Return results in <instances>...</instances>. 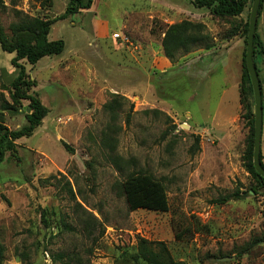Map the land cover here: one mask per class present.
I'll return each instance as SVG.
<instances>
[{
    "label": "rangeland",
    "instance_id": "1",
    "mask_svg": "<svg viewBox=\"0 0 264 264\" xmlns=\"http://www.w3.org/2000/svg\"><path fill=\"white\" fill-rule=\"evenodd\" d=\"M68 2L0 0V26L9 33L17 16L53 19ZM178 6L93 0L90 10L52 24L48 40L64 41L60 55L23 61L47 114L0 163L2 264H141L132 258L140 238L164 243L180 264H262L264 243L250 245L264 236V184L243 163L253 114V99L240 92L245 45L226 30L251 5L241 21L211 22L203 11L202 35L215 49L196 46L171 62L161 41ZM261 15L263 37L264 4ZM13 57L0 49L5 98ZM254 60L264 106L258 51ZM27 111L26 101L15 114L0 111V123L18 129ZM129 173L161 182L168 211L129 210L121 190ZM236 189L238 199L216 203Z\"/></svg>",
    "mask_w": 264,
    "mask_h": 264
},
{
    "label": "trees",
    "instance_id": "2",
    "mask_svg": "<svg viewBox=\"0 0 264 264\" xmlns=\"http://www.w3.org/2000/svg\"><path fill=\"white\" fill-rule=\"evenodd\" d=\"M51 6L52 0H46ZM252 0H191V4L197 9H208L215 22H226L229 19H237L241 21L245 10L251 5ZM264 0H261L257 23L260 18ZM93 0H69L64 12L53 19L40 17H29L23 15L11 24L9 33L0 26V49L8 54H14L11 65L16 69V75L13 77L9 85L6 87L8 98L0 95V111L2 113H17L22 107V102H27L28 111L25 114V124L18 129L10 130L0 123V163L3 161L7 152H15V142L21 138H28L34 130L41 125L42 119L47 114V109L41 104L40 100L31 92L34 81L27 74L23 61L30 65H35L40 59L48 56L60 55L65 47L63 40H48V34L52 24L65 19L68 16L75 15L80 11H87L92 8ZM19 14V11H15ZM21 15V14H19ZM248 19L242 24H236L227 27L228 38L239 36L246 45ZM256 23V26H257ZM205 25L201 22H192L188 20H180L173 24L167 25L163 31L161 41L164 57L173 62L180 53H189L196 46L204 45V49L210 50L215 46L206 43L207 36L202 35ZM226 36V37H227ZM227 39V38H226ZM116 41H120L117 39ZM253 62L255 64V54L258 51L264 60V44L260 36L255 30L253 41ZM245 48L241 62L242 73L240 82L241 95L253 99L250 79L245 66ZM0 120H2L0 118ZM2 122V121H1ZM247 124L249 126V135L247 138L246 150L244 153V168L251 178L258 184L263 185L264 179L255 171L253 166V139H254V116L251 112L247 115ZM198 142V140H196ZM70 150L66 145H64ZM259 160L264 169L263 157L259 155ZM72 194L71 189H68ZM121 190L125 197V202L129 210L144 209L152 212L164 213L168 211V202L163 184L155 180L151 175L144 173H129L126 175L121 184ZM252 191H256L251 188ZM241 191L236 189L234 192L224 195L217 199L216 203L223 204L233 199H238ZM61 228L66 232L73 230L72 226L61 221ZM264 243V236L254 241L250 247ZM4 249L0 244V264H2ZM62 259V255H56ZM135 262L141 264H180L175 262L166 245L162 242H151L140 238L138 240L135 253L132 255ZM223 258V257H222ZM264 264V257L262 258Z\"/></svg>",
    "mask_w": 264,
    "mask_h": 264
},
{
    "label": "water",
    "instance_id": "3",
    "mask_svg": "<svg viewBox=\"0 0 264 264\" xmlns=\"http://www.w3.org/2000/svg\"><path fill=\"white\" fill-rule=\"evenodd\" d=\"M261 0H252L249 19L248 30L245 45V66L250 79V84L253 94V116H254V139H253V166L256 173L264 179V169L262 168L259 160L260 155V141L262 133V118H263V105H262V92L258 74L256 72L253 62V41L256 30L257 14L259 10ZM233 257L219 258L220 262L232 261Z\"/></svg>",
    "mask_w": 264,
    "mask_h": 264
},
{
    "label": "crops",
    "instance_id": "4",
    "mask_svg": "<svg viewBox=\"0 0 264 264\" xmlns=\"http://www.w3.org/2000/svg\"><path fill=\"white\" fill-rule=\"evenodd\" d=\"M181 1L182 0H173V2L178 4L179 6H178V8L177 7L175 8V13L172 14V16L174 18H176V20H174L173 22H170L171 24L185 19V20L192 21V22H201V23L205 24L206 26H208L209 25L208 24L209 21L206 22V20L204 18V16H206L207 14H208V16L210 18V21L211 22L213 21L208 9H195L193 7V5L191 4V0H185L186 1V5L185 4L184 5L180 4ZM172 11H174V10H172ZM203 11H207L206 15H204L205 13ZM261 20H262V15L260 16V19H259V21L257 23V26H256L257 34H258V31H259V25H260V23H262ZM262 31L264 33V29H262ZM260 39H261V41L264 44V35H263V37L260 36ZM213 49H215V48H213ZM263 109H264V106H263ZM260 152H262V154L264 155V115H263V120H262V133H261V141H260ZM263 164H264V159H263Z\"/></svg>",
    "mask_w": 264,
    "mask_h": 264
},
{
    "label": "built area",
    "instance_id": "5",
    "mask_svg": "<svg viewBox=\"0 0 264 264\" xmlns=\"http://www.w3.org/2000/svg\"><path fill=\"white\" fill-rule=\"evenodd\" d=\"M112 38L114 39V40H117V39H119L120 41H122V42H128L124 37H122V35L120 34V33H113L112 34Z\"/></svg>",
    "mask_w": 264,
    "mask_h": 264
}]
</instances>
